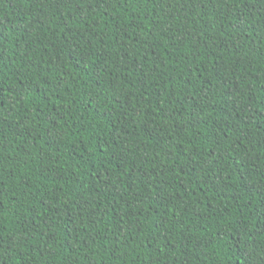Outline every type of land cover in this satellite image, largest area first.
Instances as JSON below:
<instances>
[{
	"label": "trees",
	"instance_id": "1",
	"mask_svg": "<svg viewBox=\"0 0 264 264\" xmlns=\"http://www.w3.org/2000/svg\"><path fill=\"white\" fill-rule=\"evenodd\" d=\"M0 264H264V0H0Z\"/></svg>",
	"mask_w": 264,
	"mask_h": 264
}]
</instances>
